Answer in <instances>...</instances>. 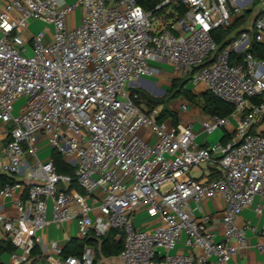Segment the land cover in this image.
<instances>
[{
	"label": "built area",
	"instance_id": "1",
	"mask_svg": "<svg viewBox=\"0 0 264 264\" xmlns=\"http://www.w3.org/2000/svg\"><path fill=\"white\" fill-rule=\"evenodd\" d=\"M1 1L0 176L18 180L0 187V231L16 248L12 264H30L45 244L41 233L74 221L83 243L115 232L124 264H230L249 249L248 231L264 253V232L239 224L257 198L264 202V58L249 51L264 45V15L219 53L213 36L264 0H160L156 18L136 0ZM30 22L41 26L35 35ZM151 61L231 104L232 114L206 117L200 133L193 122L164 119L162 106L126 89L153 77ZM189 109L185 101L178 112ZM219 129L228 142H199ZM53 151L75 167L79 190L57 172ZM216 198L224 203L220 237L203 209ZM142 212L159 225L138 228ZM181 242L189 253L177 251ZM47 251L49 264H96L90 246L79 256L56 244Z\"/></svg>",
	"mask_w": 264,
	"mask_h": 264
},
{
	"label": "crops",
	"instance_id": "2",
	"mask_svg": "<svg viewBox=\"0 0 264 264\" xmlns=\"http://www.w3.org/2000/svg\"><path fill=\"white\" fill-rule=\"evenodd\" d=\"M3 5V2L0 0V6ZM261 7L260 10L257 8ZM248 10H252L253 16H258L261 12L264 11L263 6L255 4L253 7H251ZM246 10V11H248ZM72 23L70 24V27H75L79 24L77 20V12L74 16H72ZM248 26V24H247ZM150 67L154 70V75L151 78H148L150 80H153L155 85L158 87H166L170 89L172 85V81L177 79L174 75L173 68L169 64L165 63H158L155 61L150 62ZM152 81V82H153ZM149 82L148 80H141L135 84L132 85L134 88H143L147 92L151 93L152 95L160 96L161 92H157L156 86H152L153 83ZM195 91L197 92L198 89L201 90L200 87H194ZM156 98V97H155ZM185 102V101H183ZM187 102V101H186ZM182 101H174L171 105L172 108L176 111L178 118L183 122H193L194 127L198 133L201 131V122L206 119L207 116L203 114L200 108H191L187 113L178 112L180 108L179 104H181ZM178 105V106H176ZM0 128V132H1ZM206 137V138H204ZM208 136L204 134H199V140L202 141V144H205L207 147H212L211 144L208 143ZM204 138V139H203ZM200 177V175H198ZM12 180H18L17 178H10ZM22 192H18L17 196H21ZM5 202L7 205V208L11 213H13L12 205L8 201H2ZM261 206V212H258V208ZM203 209L206 213L212 214L215 218V221L212 222L210 225L211 228L216 230V232L219 234V237L222 235L223 232V223H222V212L224 210V203L221 200V198H216L213 200H209L203 203ZM245 222H250L253 226L257 227L261 231L264 232V202L261 198H257L255 203L244 210L242 215L239 218V224L242 225ZM159 225L158 221L150 220L149 215L146 212H142L138 214L136 226L138 228H142L144 230H152L156 226ZM41 236L45 240V244L38 248V255L35 257H32L30 264H49L46 260V254L48 253V249L51 245L56 244L62 248H66L68 243L75 239H78V229L76 222H70L66 223L64 225H51L48 227L43 233H41ZM247 239L250 243V247L247 250H244L240 252L232 261L230 264H264V253L257 250L255 247L258 237L254 235L252 232H247ZM116 241V240H115ZM5 242L4 236L2 232L0 231V244ZM101 242V241H100ZM117 242V241H116ZM93 249L96 252V264H124L123 261L119 256H111L107 257L104 256L101 253L100 250V243L96 246H93ZM178 252H184L189 253V250L186 249L183 245V243H179ZM176 251V252H177ZM0 263L2 264H12L11 262V254L9 253H3L0 256Z\"/></svg>",
	"mask_w": 264,
	"mask_h": 264
},
{
	"label": "trees",
	"instance_id": "3",
	"mask_svg": "<svg viewBox=\"0 0 264 264\" xmlns=\"http://www.w3.org/2000/svg\"><path fill=\"white\" fill-rule=\"evenodd\" d=\"M136 2L146 12L152 13L154 18L159 17L163 14L162 11L156 10V7L159 5L160 0H136ZM175 9L180 13V15H183L186 10L181 6L175 7ZM261 15H264V11L261 12L258 16ZM252 16H253L252 10H248L245 12L244 16L238 20V22L234 25V27L228 30V32L223 30H217L213 32V36L218 46V53L221 52L222 49L227 45L229 40H231V36L233 35V33H235V35L238 34L240 32V29L243 30V27L247 26L249 19H251ZM173 17L174 15L170 14L167 19H171ZM249 51L253 53V55L257 59L264 58V45H259L257 43H254ZM238 59L241 62L243 59V55H240ZM188 82L189 79H187L186 77L173 80L172 88L167 91L165 95L166 97L164 98L152 97L148 94H145L140 89H134L133 93L140 96L141 99L145 101V104L148 107L162 106L163 107L162 117L164 119L171 118L173 119L174 123L178 122V116L174 111L171 110L170 106L174 101L178 99L182 100V98L184 101H187L189 104L195 107H199L203 112V114L207 117L219 116L221 118H225L232 114L234 107L231 104H228L216 98L209 92H204L200 95H197L192 91L187 90L186 84H188ZM230 138L231 137L228 134H224L220 141L222 143H226L230 140ZM52 159L57 172L60 175L71 177V179L73 180L71 188L79 190L77 184L75 183V167H72L67 162H65L63 157L56 151L52 152ZM13 182L14 181L12 179L4 175L0 176V187L7 183H13ZM115 235H116L115 232H111L106 238L101 240V242L100 240L97 239H90L85 243H83L79 240L73 239L68 243L66 248H64L63 255L65 257L79 256L83 253L86 246H90L93 248V246H96L99 242L101 253L104 256L107 257L119 256L123 249V245L122 242L115 241ZM15 251L16 248L11 241H5L0 244V256L6 252L12 255ZM38 253H39L38 250L35 249L33 251L32 257L37 256Z\"/></svg>",
	"mask_w": 264,
	"mask_h": 264
},
{
	"label": "rangeland",
	"instance_id": "4",
	"mask_svg": "<svg viewBox=\"0 0 264 264\" xmlns=\"http://www.w3.org/2000/svg\"><path fill=\"white\" fill-rule=\"evenodd\" d=\"M67 1L72 2L73 0H67ZM257 9L260 10L261 7H258ZM82 13H83V9L80 8V9L77 11V20H78V22H80V20H81ZM256 17H257V16H255V15L252 16L251 19H249L248 25H251L252 22L254 21V19H255ZM29 25H30V32H31V34H33V35L37 34L38 31L41 29V26H40L39 24H37V23L30 22ZM27 48H28V55L31 56L32 53H33L32 47H31L30 45H27ZM144 80H148L149 82H152V81H153V80H150V79H144ZM152 83H153L152 86H156V87H157V88H156L157 92H161V95H160V96L152 95L151 93L147 92L145 89H143V88H141V87H140V90H141L142 92H144L145 94H148V95H150V96H152V97H156V98H164V97H166L165 95H166V93H167V91H168L169 89L166 88V87H158L157 85H155L154 81H153ZM171 88H172V85H171L170 89H171ZM126 89L130 92V91H133L134 89H139V88L131 87V86L129 85V83H127V85H126ZM186 89L192 91L193 93H195V94H197V95H200V94L204 93V91L202 90V88H201V90L198 89V91L196 92L195 89H194V85H193L192 83H190V82H188V84H186ZM176 101H178V102L182 101V102H183L184 100H183V98H182V100H181V99H178V100H176ZM171 103H172V102H171ZM23 105H24V101H20V102L16 103V105H15V112H14L15 115H17V112L19 111V109H20ZM176 106H178V105H176ZM179 106H180V104H179ZM190 107H191V108H195V106H193V105H191V104H190ZM196 108H199V107H196ZM178 109H179V108H178ZM225 133H226L225 129H219L218 131L214 132L212 135H210V136L207 137V139H208V143L211 144L212 146L215 145V144H217V143H219L220 140H221V138L223 137V135H224ZM204 138H206V137H204ZM204 138H203V139H204ZM199 142L202 143L201 140H200ZM50 153H51V149H48V148H47V149H44L43 151H40V152L38 153V155H39V157H40L41 159H44V158L48 157V156L50 155ZM192 176L195 177V178H198V174L192 173Z\"/></svg>",
	"mask_w": 264,
	"mask_h": 264
}]
</instances>
